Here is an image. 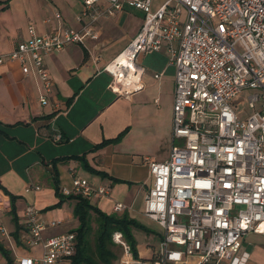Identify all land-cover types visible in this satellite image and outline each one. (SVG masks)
Wrapping results in <instances>:
<instances>
[{
    "label": "built area",
    "instance_id": "built-area-1",
    "mask_svg": "<svg viewBox=\"0 0 264 264\" xmlns=\"http://www.w3.org/2000/svg\"><path fill=\"white\" fill-rule=\"evenodd\" d=\"M123 6L140 13L142 22L102 68L110 78L108 91H140L138 56L164 51L173 67V93L168 157L140 160L149 184L141 215L160 228L158 248L148 260L134 259L114 232L111 242L121 254L116 264H179L190 257L198 264H243L242 237L264 236V0H162L156 6L152 0H82L75 20H88L79 30L39 35L29 27L25 40L0 55V66L16 63L38 83L37 100L46 105L52 87L43 58L67 45L95 42L93 22ZM59 140L58 134L51 137L52 143ZM59 192L85 199L108 195L79 178L71 180V190ZM9 210L0 192V216ZM124 210L120 203L111 207L115 215ZM22 219L16 239L0 226V238L11 245L10 264L69 263L76 245L72 231L44 236L60 223L43 221L32 207L24 208ZM0 264L6 262L0 258Z\"/></svg>",
    "mask_w": 264,
    "mask_h": 264
},
{
    "label": "crops",
    "instance_id": "crops-1",
    "mask_svg": "<svg viewBox=\"0 0 264 264\" xmlns=\"http://www.w3.org/2000/svg\"><path fill=\"white\" fill-rule=\"evenodd\" d=\"M81 9L82 0H0V55L25 40L29 27L39 35L59 29L79 30L88 20H75ZM141 22L140 13L123 6L113 17L93 22L98 36L95 42L86 41L84 47L67 45L46 55L43 63L52 87L46 105L37 100L38 83L23 76L16 63L0 66V192L16 197L18 226L24 208L32 207L43 221L60 223L44 236L75 229L73 201L63 200L58 208L48 210L58 202L54 187L58 192L71 190L73 178L86 181L93 190L108 191L107 197L88 199L101 212L112 214V205L120 203L132 218L143 174L148 180L147 169L134 150H144L155 162L168 157L155 149L170 142L173 67L164 51L138 56L137 65L144 71L142 89L129 96L108 91L110 78L102 68L134 37ZM123 130L126 133L119 143L92 150ZM54 134L60 135L56 144L51 142ZM79 158L106 176L88 172ZM112 179L123 183H113ZM26 187L38 190L24 192ZM8 220L11 227L6 233L10 238L13 227ZM245 238L246 247L238 254L246 257L243 264H264V236L246 233L241 246ZM4 240L12 256L11 245ZM179 264L198 261L190 257Z\"/></svg>",
    "mask_w": 264,
    "mask_h": 264
},
{
    "label": "trees",
    "instance_id": "trees-1",
    "mask_svg": "<svg viewBox=\"0 0 264 264\" xmlns=\"http://www.w3.org/2000/svg\"><path fill=\"white\" fill-rule=\"evenodd\" d=\"M126 130L120 132L115 138L109 140H103L99 144L92 146V150L101 149L107 145H115L125 135ZM85 170L88 172L104 178L106 175L101 172H96L88 167L83 159H78ZM113 183H123L122 181L112 179ZM7 195L10 203V210L8 216L13 230L10 236L16 239L18 226V218L15 213L14 202L16 197H13L3 191ZM54 194L58 198V202L50 207V209L58 208L63 200L73 201L72 217L77 222V226L72 232L75 234L76 245L74 255L70 258L68 264H112L116 260V255L112 251L114 245L111 242V235L114 232L121 234L122 238L129 246L132 257L137 259L135 244L131 237L132 230H140L145 233H149V230L145 229L142 225L130 218L126 212H122L120 215L105 214L91 205L88 199L82 198L79 195H67L63 196L58 192L57 187H54ZM94 218L95 229L92 235V245L88 242V236L91 233L90 221ZM0 257L10 264V252L5 249L0 243Z\"/></svg>",
    "mask_w": 264,
    "mask_h": 264
},
{
    "label": "rangeland",
    "instance_id": "rangeland-1",
    "mask_svg": "<svg viewBox=\"0 0 264 264\" xmlns=\"http://www.w3.org/2000/svg\"><path fill=\"white\" fill-rule=\"evenodd\" d=\"M161 1L162 0H152L154 6L157 5L158 3H160ZM174 145L177 146L179 144L177 141H175ZM169 149H170V142L165 147L161 146L158 149H155V151L157 153L161 152V153L167 155L169 152ZM133 154L136 155V157L138 156L139 161L143 157L148 158V156L144 153V150L142 151V149H135ZM155 161H157V160H155ZM145 176L146 175L143 174L141 183L138 185V193L136 196L137 197L136 203L134 204L133 212H132V219H134L136 222H138L140 225H142L145 229L149 230V233H145V232H142L140 230H132L131 231V237H132L133 242L135 244L136 256H137V259H139V260H148L150 255L157 250L158 240H159L160 235H161L160 228H158L156 226V224L148 221L147 219H145L141 215V213H142V196L146 193L148 186H149V184L147 183V177H145ZM8 218H9V216L7 214L3 215L0 218V226H2L6 232L11 227L9 224ZM74 224L75 223H73V225ZM90 226H91L92 230L88 236V242L91 246L92 245L93 230L95 229V223H94L93 217L91 218ZM247 241H248V238H245V241H244L245 243L242 244V246L240 248H245ZM0 243L2 244V246L5 249H7L9 251L8 245L4 239L0 238ZM112 251L116 255V260L113 261L112 264H116L121 258L120 257L121 256L120 250L116 246H114V247H112Z\"/></svg>",
    "mask_w": 264,
    "mask_h": 264
}]
</instances>
